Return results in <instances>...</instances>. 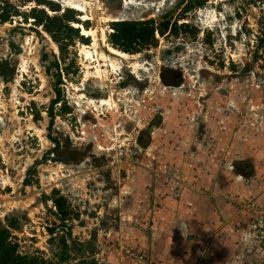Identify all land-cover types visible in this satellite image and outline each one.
Instances as JSON below:
<instances>
[{"label":"rangeland","instance_id":"374dc122","mask_svg":"<svg viewBox=\"0 0 264 264\" xmlns=\"http://www.w3.org/2000/svg\"><path fill=\"white\" fill-rule=\"evenodd\" d=\"M129 1L81 14L0 0V264H113L135 222L123 200H160L153 187L174 190L201 155L264 142V0ZM117 22L152 36L116 44ZM82 28L96 52L136 56L137 76L130 61L115 74L92 62ZM109 95L112 106L97 103Z\"/></svg>","mask_w":264,"mask_h":264},{"label":"crops","instance_id":"0c3cea01","mask_svg":"<svg viewBox=\"0 0 264 264\" xmlns=\"http://www.w3.org/2000/svg\"><path fill=\"white\" fill-rule=\"evenodd\" d=\"M215 152L174 190L152 186L162 199L123 200L135 222L113 264H264V142Z\"/></svg>","mask_w":264,"mask_h":264},{"label":"bare ground","instance_id":"6f19581e","mask_svg":"<svg viewBox=\"0 0 264 264\" xmlns=\"http://www.w3.org/2000/svg\"><path fill=\"white\" fill-rule=\"evenodd\" d=\"M52 1L61 4L62 8L73 9V10L79 11L81 14H83L87 11L88 8H90V5H92V3L95 4V2L97 0H52ZM219 1H223V0H219ZM126 3H127V1L124 2V5H125L124 7L127 6ZM83 18H84L83 20L87 19V18H85V16H83ZM109 19L111 21L117 20L116 17H110ZM73 26H75V25H73ZM81 31H82L81 34L83 36L91 37V39H92V49L94 50L95 56H96V58H94V56L92 55V62H93V60H95L97 62H103L102 67H104V66L110 67L113 74H115V72L123 66V61H126V62L133 61V63L130 64V62H129L127 64L130 65V67L132 69V73H134L137 76L138 71L140 70V66L137 64V61H136L137 58L135 56H129L126 53L117 51V50L110 48V47L107 48V54L103 53L102 51L96 52L97 49H99V48H98V42L96 39L95 31L85 30L83 28ZM101 42H104V37L101 38ZM82 53L85 55L84 57H86V59L90 58V56H91L89 51H86L85 46L82 47ZM106 71H102L99 68L93 72V74L95 75V78L101 79V82H103V83H100L99 86L97 85L98 88L101 90L107 89L109 87V85L107 88L105 87V85L107 84V78L104 76ZM97 103H99L100 106H112V100H111L110 95H109V97H107V99H104V100L101 99ZM77 104L81 105L82 103L77 102ZM95 104L96 103L92 101L93 108L95 107Z\"/></svg>","mask_w":264,"mask_h":264},{"label":"trees","instance_id":"16d2710c","mask_svg":"<svg viewBox=\"0 0 264 264\" xmlns=\"http://www.w3.org/2000/svg\"><path fill=\"white\" fill-rule=\"evenodd\" d=\"M0 19L1 21H5L6 17H4L3 15H0ZM64 19L66 21H73V17L72 15H65ZM43 21H38L37 24H41L43 27ZM115 24V33L112 35V39L114 41V43L119 44V43H123V42H131L133 40L136 39H141L143 41H147L151 38L152 36V29H137L135 27V25H129L127 23L124 22H117V23H113ZM47 31V30H46ZM3 73V71H0V75ZM57 100V99H56ZM55 102H52V105ZM49 115L51 117V121H52V116H51V108L48 109ZM50 140L56 144V149L57 150L59 148V142L56 139H51ZM25 183H28V181H25ZM16 219H10L8 226L10 229H15L16 228ZM66 233H68V231L66 230ZM8 232L7 229H2L0 230V252L3 249V247L6 245V238H7ZM81 247V245H79ZM84 252H81V255H83ZM87 264H94V261L89 262Z\"/></svg>","mask_w":264,"mask_h":264},{"label":"flooded vegetation","instance_id":"af4514ba","mask_svg":"<svg viewBox=\"0 0 264 264\" xmlns=\"http://www.w3.org/2000/svg\"><path fill=\"white\" fill-rule=\"evenodd\" d=\"M47 1H49V2H54V1H52V0H47ZM125 1H127V3H126L127 6H126V7H124V6H125V5H124V2H125ZM56 3H57V2H56ZM58 4H59V3H58ZM59 5L62 7L61 4H59ZM128 6H133L132 2L129 1V0H123L122 7H123L124 9H126V8H128ZM72 10H73V9H72ZM74 11H76V10H74ZM76 12H79V11H76ZM79 13H80V12H79ZM80 18H82V17H80ZM83 19H84V18H83ZM83 19H82V20H83ZM86 20H87V19H86ZM115 21H117V20H115ZM135 57H136V56H135ZM136 58H137V57H136ZM123 62H126V61H123ZM122 67H123V66H122ZM122 67H121V68H122ZM121 68H120V69H121Z\"/></svg>","mask_w":264,"mask_h":264}]
</instances>
